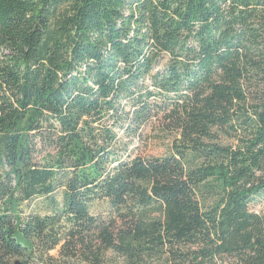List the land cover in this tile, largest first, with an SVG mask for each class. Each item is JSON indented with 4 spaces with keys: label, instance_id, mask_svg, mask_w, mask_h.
<instances>
[{
    "label": "trees",
    "instance_id": "obj_1",
    "mask_svg": "<svg viewBox=\"0 0 264 264\" xmlns=\"http://www.w3.org/2000/svg\"><path fill=\"white\" fill-rule=\"evenodd\" d=\"M15 262L264 264V0H0Z\"/></svg>",
    "mask_w": 264,
    "mask_h": 264
},
{
    "label": "rangeland",
    "instance_id": "obj_2",
    "mask_svg": "<svg viewBox=\"0 0 264 264\" xmlns=\"http://www.w3.org/2000/svg\"><path fill=\"white\" fill-rule=\"evenodd\" d=\"M230 130V129H229ZM150 129H146V132L150 135H153V133L150 131ZM218 130H215L214 132L216 133V139L218 140H222V141H230L232 136L229 137L227 136L224 132H217ZM230 132H232L230 130ZM233 134V132H232ZM167 142V141H165ZM166 149V147L163 145V143H159V142H150L145 146H142L138 151H136L135 153L142 156L143 158H147V157H153V158H157V159H161L164 156V150ZM40 204V200H35L31 203L30 208L33 211H39V212H44V209L39 205ZM92 213L99 215V216H104L106 214L107 211V207L106 204L101 202L98 204H94L93 207L91 208ZM52 255H56V251L51 252Z\"/></svg>",
    "mask_w": 264,
    "mask_h": 264
},
{
    "label": "water",
    "instance_id": "obj_3",
    "mask_svg": "<svg viewBox=\"0 0 264 264\" xmlns=\"http://www.w3.org/2000/svg\"><path fill=\"white\" fill-rule=\"evenodd\" d=\"M14 264H19L18 262H15Z\"/></svg>",
    "mask_w": 264,
    "mask_h": 264
}]
</instances>
